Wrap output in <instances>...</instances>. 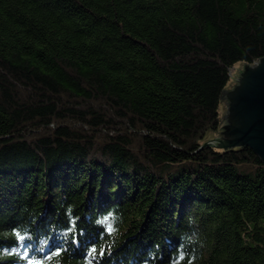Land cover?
I'll use <instances>...</instances> for the list:
<instances>
[{"label":"trees","instance_id":"1","mask_svg":"<svg viewBox=\"0 0 264 264\" xmlns=\"http://www.w3.org/2000/svg\"><path fill=\"white\" fill-rule=\"evenodd\" d=\"M263 57L264 0H0V264H264V163L202 148Z\"/></svg>","mask_w":264,"mask_h":264},{"label":"water","instance_id":"2","mask_svg":"<svg viewBox=\"0 0 264 264\" xmlns=\"http://www.w3.org/2000/svg\"><path fill=\"white\" fill-rule=\"evenodd\" d=\"M220 105L223 125L202 148H250L264 163V57L253 65L237 63Z\"/></svg>","mask_w":264,"mask_h":264},{"label":"rangeland","instance_id":"3","mask_svg":"<svg viewBox=\"0 0 264 264\" xmlns=\"http://www.w3.org/2000/svg\"><path fill=\"white\" fill-rule=\"evenodd\" d=\"M220 113H221V109H220ZM221 115H222V113H221Z\"/></svg>","mask_w":264,"mask_h":264},{"label":"snow or ice","instance_id":"4","mask_svg":"<svg viewBox=\"0 0 264 264\" xmlns=\"http://www.w3.org/2000/svg\"><path fill=\"white\" fill-rule=\"evenodd\" d=\"M21 239H23V237H21Z\"/></svg>","mask_w":264,"mask_h":264}]
</instances>
